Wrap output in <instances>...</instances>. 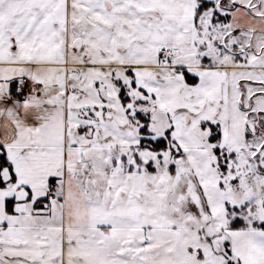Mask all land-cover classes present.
I'll return each mask as SVG.
<instances>
[{"label":"snow or ice","instance_id":"1","mask_svg":"<svg viewBox=\"0 0 264 264\" xmlns=\"http://www.w3.org/2000/svg\"><path fill=\"white\" fill-rule=\"evenodd\" d=\"M0 264H264V0H0Z\"/></svg>","mask_w":264,"mask_h":264}]
</instances>
